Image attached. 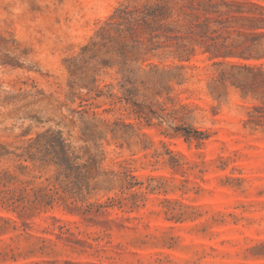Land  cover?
<instances>
[{
	"label": "rangeland",
	"instance_id": "1",
	"mask_svg": "<svg viewBox=\"0 0 264 264\" xmlns=\"http://www.w3.org/2000/svg\"><path fill=\"white\" fill-rule=\"evenodd\" d=\"M148 1L0 0V173L56 195L0 198V264H264L262 91L217 84L264 59L156 52L121 87L109 23ZM232 1L248 56L264 0Z\"/></svg>",
	"mask_w": 264,
	"mask_h": 264
},
{
	"label": "trees",
	"instance_id": "2",
	"mask_svg": "<svg viewBox=\"0 0 264 264\" xmlns=\"http://www.w3.org/2000/svg\"><path fill=\"white\" fill-rule=\"evenodd\" d=\"M230 1L232 0H150L141 6L117 10L109 23V60L105 62V66L109 69L118 68L123 77V87L137 74L135 65L141 57L156 52L172 55L182 61L195 51L196 45H200L206 46V52L214 59H239L245 62L264 59V55H252L259 45L255 39L264 36V26H261L264 23V13L259 14L258 20L250 21L254 32L253 41L248 47L250 55L236 54L232 46L223 39L221 31L237 21L229 11L222 10L235 5L233 1L230 4ZM213 24L220 30H212ZM248 35L245 34L246 37ZM219 66H226L227 69L221 72L217 84L225 86L230 83L242 90L246 97L250 93L258 94L262 91L261 105L253 107L249 124H263V66L249 63H220ZM33 144L21 149L27 153ZM9 154L0 144V157ZM17 169L25 170L27 167L19 166ZM0 198H56V195L48 187H32L30 181L20 180L10 173H0Z\"/></svg>",
	"mask_w": 264,
	"mask_h": 264
}]
</instances>
